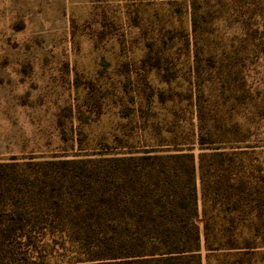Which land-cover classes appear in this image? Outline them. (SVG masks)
Segmentation results:
<instances>
[{
	"label": "trees",
	"instance_id": "1",
	"mask_svg": "<svg viewBox=\"0 0 264 264\" xmlns=\"http://www.w3.org/2000/svg\"><path fill=\"white\" fill-rule=\"evenodd\" d=\"M188 3L191 141L0 158V264H264V176L240 145L245 60L264 59V0ZM214 12L240 26L226 46L210 41ZM258 106L264 121V98Z\"/></svg>",
	"mask_w": 264,
	"mask_h": 264
},
{
	"label": "rangeland",
	"instance_id": "2",
	"mask_svg": "<svg viewBox=\"0 0 264 264\" xmlns=\"http://www.w3.org/2000/svg\"><path fill=\"white\" fill-rule=\"evenodd\" d=\"M217 15L210 41L218 45L219 35L226 46L241 29ZM190 39L188 0H0V158L191 141ZM245 63L247 142L240 145H248L245 167L264 176V59Z\"/></svg>",
	"mask_w": 264,
	"mask_h": 264
}]
</instances>
